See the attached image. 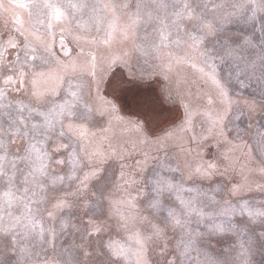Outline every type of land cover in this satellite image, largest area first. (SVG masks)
Segmentation results:
<instances>
[{
	"label": "snow or ice",
	"instance_id": "snow-or-ice-1",
	"mask_svg": "<svg viewBox=\"0 0 264 264\" xmlns=\"http://www.w3.org/2000/svg\"><path fill=\"white\" fill-rule=\"evenodd\" d=\"M58 240L59 264H264V0H0V264Z\"/></svg>",
	"mask_w": 264,
	"mask_h": 264
},
{
	"label": "rangeland",
	"instance_id": "rangeland-1",
	"mask_svg": "<svg viewBox=\"0 0 264 264\" xmlns=\"http://www.w3.org/2000/svg\"><path fill=\"white\" fill-rule=\"evenodd\" d=\"M5 2L7 3V0H5ZM17 11L21 12L25 19L27 18L26 10L18 9ZM69 47L71 48L72 45H69ZM168 51L169 49H163L161 51L160 56L163 58V60L152 58L149 59L147 63H145L144 60L141 59L138 65H134V70L138 73L143 72L146 77H153L152 80L146 81L145 87H154L159 90L160 87L165 86L168 83L167 81H164L163 76L160 75L161 65L162 63L167 61ZM112 72H114L115 75L113 76L110 72L109 75L105 78V83L101 90V94L107 96L109 99L118 98L116 101L118 105L127 108L131 101V97L126 91V75L128 72V68L124 67L123 65H116L113 67ZM177 75H179L181 79L187 80L192 84L196 83L195 70L192 69L189 65L181 66L178 69V72L174 69L173 72L170 73V76L174 81L177 78ZM174 115L177 117V122H179L178 118L180 116V112L177 110L174 112ZM95 130L96 129H93V131ZM181 137H184V140L187 139V136L184 133L178 132L176 136L171 141H169L168 148L170 154H180V148L184 143L181 140ZM145 150L151 151L152 149ZM215 151H217V149L213 147V152ZM218 151L221 153L228 152L229 145H223L218 149ZM234 155L235 157H240L241 154L237 151ZM243 164V159H239L236 165V171L232 174L235 181L237 182H240L244 179L243 169L241 168V165ZM65 239H70V237H65ZM60 249L61 241L59 240L57 241V246L55 249H53L50 245L44 246L43 248L38 247L36 249V264H44V261H47L48 264H59V261L62 259ZM0 250H2V248H0ZM9 255L13 256V259H15V255L13 253H9Z\"/></svg>",
	"mask_w": 264,
	"mask_h": 264
}]
</instances>
